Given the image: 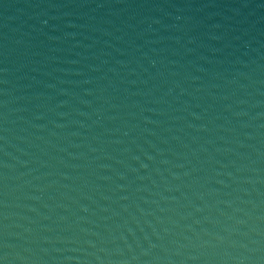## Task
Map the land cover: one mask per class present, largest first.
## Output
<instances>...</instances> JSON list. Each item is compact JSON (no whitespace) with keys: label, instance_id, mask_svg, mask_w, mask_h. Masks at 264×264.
<instances>
[{"label":"water","instance_id":"obj_1","mask_svg":"<svg viewBox=\"0 0 264 264\" xmlns=\"http://www.w3.org/2000/svg\"><path fill=\"white\" fill-rule=\"evenodd\" d=\"M0 264H264V0H0Z\"/></svg>","mask_w":264,"mask_h":264}]
</instances>
